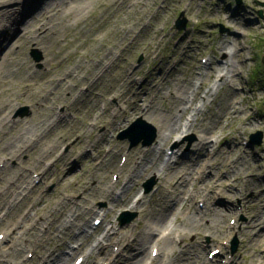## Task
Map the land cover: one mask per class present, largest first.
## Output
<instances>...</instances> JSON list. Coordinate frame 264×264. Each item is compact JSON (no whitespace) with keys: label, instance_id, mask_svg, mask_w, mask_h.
Listing matches in <instances>:
<instances>
[{"label":"rangeland","instance_id":"1","mask_svg":"<svg viewBox=\"0 0 264 264\" xmlns=\"http://www.w3.org/2000/svg\"><path fill=\"white\" fill-rule=\"evenodd\" d=\"M112 2L113 0H90L87 3L88 10L78 21L79 24L59 28L57 36L47 38L49 45L45 42L47 46L45 50L41 44L34 41L23 42L17 30L9 39L12 40L11 47H14L12 52L31 64L33 69L40 71V75L37 74L34 77L36 85L15 100L11 115L17 119H28L36 114L35 93L44 81L42 80L44 72L49 71L50 68L59 70L61 65L67 62L73 65L72 60L75 58L73 56L80 54L83 65L78 70L80 74H83L82 69L87 63L84 60H88V63L93 65L95 61L92 58L100 43L111 45L112 42L121 40L117 51L123 54L125 67L130 68V78L126 81L121 80L123 65L119 57L118 65L113 63L108 65L101 77L96 78L93 73L90 74L83 80L85 84L82 85L79 98L74 102H71L67 96L72 86L60 90L62 100L60 99L59 110L68 112L67 126L60 131V134L67 137L58 152L55 151L58 154L63 152L62 158L57 159L55 155L43 154L46 148L42 146V149H37L30 159L27 154L22 153L18 158L8 161L9 168L19 169L22 166L33 170L31 175H34L35 180L30 184L33 188L30 193V200L33 198L31 215L36 217L62 196H72L71 199L75 202L81 201L85 196L89 203L101 209L100 213L93 214L87 226H84L86 234L91 233L96 225L99 229L93 233L91 239L83 238L81 251L73 254L71 248H75L83 239L71 237L66 239L67 246L58 251L65 256L72 255L69 264L89 263L93 258L94 246L98 242L107 244L104 236L112 231L111 227L117 231L121 228L129 232L139 231L144 224L143 218L139 209L132 207V202L121 204L110 210V203L100 196L88 194V188L90 184L97 181V184L105 185L109 180L118 179L117 172L108 170L109 166L105 165L106 160L98 164L101 159L112 155L117 158L116 161L123 163L129 150L133 148L148 150L162 142L156 119L138 111L130 113L127 107H130V102L134 99L130 98V94L148 92L152 95L156 89L153 85L157 83L158 88H162V92L166 95L171 89L175 90V83L167 81L174 75L177 79L192 78L193 83L200 86L199 93L190 103L192 109L183 119L182 128L177 133L179 137H173L163 146L162 155L157 161L154 172L151 170L135 177L133 202L143 197L144 205L148 206L146 211L152 206L158 207L162 194L167 193V190L163 189L165 184L160 177L161 170L170 164L174 165L173 162L175 163V158L179 155L181 156L179 159L187 163L194 161L192 163L195 169L193 177L189 175V179L183 182L182 191L175 200L181 199L182 202L190 203L192 199L187 200L188 193L184 192L185 187L188 186L192 190L201 186L203 191L213 193L214 204L228 213L225 219L226 225L221 229L227 226L229 228L222 234L223 239L220 244L212 240L213 229L209 231L205 229L195 237V240L204 245L205 258L213 260L215 264H227V262L228 264H257L263 256L261 264H264V236L261 232L264 230V216L258 221L256 228L243 234L239 233V229L249 221L255 211V205L252 202H257L264 208V197L261 195V190L264 189V0H130L126 5L128 9L121 10L110 6ZM180 12H183L186 23L184 27L177 28L176 19ZM231 14H233L232 20L229 18ZM126 24L132 26L130 39L124 37V31L119 28L120 25ZM221 26L224 27L223 31L220 30ZM147 28L151 31L146 32ZM236 38H238V49L242 48L240 53L242 64H239L238 69L229 71L227 64L230 62V51L234 48V43L236 44ZM225 40L227 46L224 49H218L219 41ZM129 41L130 46L125 48ZM137 43L138 45L133 47ZM148 50L152 52L150 58H147ZM33 51L40 54L41 58L37 60ZM71 57L73 58L68 59ZM48 58L53 60L50 62ZM227 60L228 63H225ZM212 68L216 70L210 74L209 70ZM223 73H226L227 79L221 83L219 77ZM60 75L64 76L63 73ZM23 77L22 71H17L11 76L17 84H21ZM133 79L136 81L135 84L132 82ZM90 82L93 84L92 88L87 90L86 86ZM132 85L134 87H131ZM47 88L48 86L43 89ZM126 89L129 92L127 97H124L123 93ZM138 101L143 100L140 98ZM209 103L213 104L216 111L219 109L218 114H221L223 108L232 104L231 112L226 115V119L222 118L223 122L215 125L214 136L211 138L215 140L218 137V152L222 154L220 161L223 165L216 167L212 163L213 154H209L207 159L204 157L199 161L194 160L197 156L194 153L197 152L194 145L197 141V132L191 129L186 130L184 126L193 119H196V122L199 121L202 118V112L204 114L208 112ZM138 117L153 126L154 138L150 143L143 144V137H141L137 144L131 146L130 139H122L119 134ZM109 120L113 122L111 127L108 126ZM205 123L210 125L209 120H205ZM80 124L83 125L82 128ZM257 132H260V136L256 135L251 139V135ZM78 138L84 139L85 143L83 141L76 143ZM257 140L259 142H256ZM85 144L88 146H85L86 150L83 152L81 150ZM100 145L103 149L101 156L97 154ZM121 149L123 152L116 155L113 153V150ZM40 155H42L40 162L45 165L42 169H35L31 162H35ZM92 158L95 162L89 164ZM130 162H134V159ZM175 165L181 164L177 161ZM44 167L46 170L43 171ZM200 170L203 173L202 171L199 173ZM151 179L154 181L152 187L146 191L145 184ZM259 180H262V185L256 186ZM119 181L121 183L124 180L119 178ZM116 190L119 194V190L117 188ZM30 200L21 204L16 214L17 218H20V214L27 206L32 205V203L29 204ZM224 204L232 206L235 212L230 213L232 211L225 208ZM192 206L203 208L201 196L192 201ZM108 210H110L108 215L103 219L104 212ZM123 211L135 213L133 218L124 225L120 224ZM186 212L182 210L179 214L180 218H183ZM179 222L180 219L173 218L170 224L173 228L179 226L182 229ZM222 223L223 221L219 222L218 226ZM251 234L255 237L252 243H248L252 237ZM158 236L159 232L155 231L153 237ZM235 238L236 249L232 250V242ZM191 239L192 235L184 241L189 242ZM10 243V237L6 236L0 228V249H5ZM118 247L114 245L113 251H117ZM212 251H218V253ZM155 253L154 249L152 255ZM32 254L31 249H27L18 257L6 253H2L0 257L6 264H14L23 258L33 263L39 262V260L30 259L33 258ZM260 254L262 255L259 257ZM127 256L128 252H125L123 258ZM253 257L255 260H252ZM104 264H107V261Z\"/></svg>","mask_w":264,"mask_h":264},{"label":"bare ground","instance_id":"2","mask_svg":"<svg viewBox=\"0 0 264 264\" xmlns=\"http://www.w3.org/2000/svg\"><path fill=\"white\" fill-rule=\"evenodd\" d=\"M89 1L0 0V82L2 83L0 88V228L11 239V243L5 249H0V256L2 253H6L18 257L25 250L31 249L33 258L30 259L39 260V262L33 263L29 259L23 258L14 264H69L72 255L68 254V256H65L58 253L62 247L67 246L66 239L71 237L88 240L99 229L98 225H96L91 233H85L84 226H87L93 214H99L101 210L95 204L89 203L85 196L81 201L77 202L71 199L72 196H62L59 200L53 201L51 206L43 212L33 217L30 212L33 208V198L30 200V193L33 188H31L30 184L35 180L34 175H31L33 170L22 166L19 169L9 168L8 165L9 160L18 158L22 153L27 154L30 159V156L35 154L37 149L41 150L42 146L46 148L43 154L55 155L57 159L63 157V152L55 153V151L58 152L59 147L67 137L60 134V131L68 123V112L59 110L60 90L62 91L64 88L72 86V90L67 93V96L71 102L76 101L80 96L82 85L85 84L83 80L92 73L96 78L101 77L108 65L112 63L118 65L119 57H121L123 65L120 79L126 81L130 78V68L125 67L124 56L117 51L121 45V40H116L111 45L100 43L92 58L95 61L93 65L88 63V60H84L87 63L82 69L83 74H80L78 70L83 65L80 54L73 56L75 57L72 60L74 62L73 65H70L71 62H67L61 65L59 70L55 71L50 68L49 71L43 73L44 78L42 80L44 81L41 82L40 89L35 93L36 114L34 116L28 119H17L11 115V111L15 107V100L32 89L36 85L35 75H40V71L33 69L31 64L26 63L25 60L17 57L15 52H12L14 47H11L10 42L12 40L9 39L13 32L19 31L23 42L34 41L41 44L45 50L47 49L45 42L49 45L47 38L57 36L59 28L79 24L78 21L84 17L85 11L88 10L89 4L87 5V3ZM129 1L113 0L110 6L118 7L120 10L128 9L126 5ZM229 18L232 20L233 14H231V17L229 15ZM119 28L124 31V37L130 39V33L133 31L132 26L126 24L120 25ZM150 28L145 29V31H151ZM236 39H234L236 44L234 43V48L230 51V62L228 63V60L225 62L228 63L227 68H229V71L238 69L239 64H242L240 54L242 48L238 49V38ZM137 45L138 43L133 47ZM128 46H130V41L125 48ZM225 46H227L226 40L219 41L217 48L224 49ZM151 53V50H148L147 58L151 57ZM49 60L51 62L53 58ZM162 70L163 68L160 69L159 74H161ZM215 70V68H212L209 73L212 74ZM17 71H22L24 75L21 84L15 83L11 78ZM61 73L64 76L60 75ZM219 78L221 83L225 82L227 79L226 73L221 74ZM167 81L175 83V90L171 89L165 95L162 92V88H158L156 83L153 85L156 89L152 95L148 92L138 94L133 92L136 93L134 95L131 93L130 98L133 97L134 99L130 102V107L126 106L130 113L138 111L156 119L160 128L162 142L157 143V145L150 147L148 150L139 148L129 150L123 163L116 161L117 158L112 155L109 158L101 159L98 164L102 160H106L105 165L109 166L108 170L117 172L118 179L115 181L109 180L105 185L97 184V181L94 184H90L87 192L91 196L95 194L106 199L111 205L110 210L121 204L132 202V207L139 209L140 215L142 214L143 227L139 231L131 230L130 232L125 228L117 231L114 227H111L112 231L104 236L107 244L103 245L98 242L93 248V258L87 264H104L105 261H107V264H215L213 260L205 258L203 255L204 245L195 240V237L205 229L208 231L213 229L212 240L220 244L223 239L221 237L222 234L225 233L224 231H228L229 228L227 226L221 229L222 226L226 225L225 219L228 213L223 208L215 205L214 194L209 191H203L201 186H197L192 190L187 186L184 192L188 193L187 200L192 199L193 202L197 197L201 196L203 208L193 207L192 201L186 203L182 202L181 199L175 200L179 196V192L182 191L183 182L189 179V175L193 177V170L195 169L192 163L194 161L187 163V161L179 159L181 158L179 155L175 158V163L178 161L181 165L176 166L173 162L174 165L170 164L166 167L167 169L161 170L160 177L165 184L163 189L167 190V193L162 194L158 207L152 206L146 211L148 206L144 205L143 197L133 202L135 177L151 170L154 172L157 168V161L162 155L163 146L171 141L173 137H179L177 133L182 128L183 119L187 112L192 109L190 103L194 101L199 93L200 86H196L192 78L177 79L174 75L173 78ZM132 82L135 84L136 81ZM92 85L91 82L88 83L86 86L87 90L92 88ZM47 86L46 90L43 89ZM131 87L134 86L132 85ZM179 91L180 93H178ZM128 92L129 90L126 89L123 96L127 97ZM140 98L143 100L142 102L138 101ZM231 106L232 104L226 106L221 114H218L217 111L219 109L216 111L213 104L209 103L207 113L204 114L202 112L201 114L199 112L202 115L199 121L196 122V119H193L184 125L186 130L191 129L197 132V141L194 144L197 149V152H194L195 155L197 154L195 161L204 159V157L207 159L209 154H213V160L212 158L210 159L213 166L223 165L222 161H220L222 154L218 152V137L215 140L211 138L214 136L215 125L222 123V118L226 119V115L231 112ZM205 120L210 121L209 126L205 123ZM108 123V126L111 127L110 125L113 122L109 120ZM80 126L81 128L83 127L82 124ZM98 137L100 138V135ZM80 140L78 138L76 143H81L82 141L85 143L84 139ZM102 141L104 142V140ZM85 146L88 145L85 144L81 151L84 152L86 150ZM100 149H102V145L97 150L99 151L97 153L99 156H101L100 153L103 151V149ZM120 152H123V149L120 151L113 150L115 155ZM42 155L38 156L35 162H31L35 169H42L45 165L40 162ZM132 159H134V162H130ZM94 162L95 159L92 158L88 163L93 164ZM44 170H46L45 167L43 168ZM169 170L172 171L170 172ZM119 178L124 181L120 183ZM151 181L153 180H149L145 187ZM261 185L262 180H259L256 186ZM116 188L119 190V194ZM261 195L264 197V189L261 190ZM170 196L174 197L169 198ZM27 200H30L29 204L32 203V205L27 206L20 214V218H17L16 214L19 212L21 204ZM252 204L255 205V211L249 221L239 229L240 234L256 228L259 224L258 221L264 216L263 205L257 204V202H252ZM224 207L229 208V211H232L230 213L235 212L233 207L228 204H224ZM110 210L104 212L103 219ZM182 210L187 212L183 214V218H180L179 214ZM173 218L180 219L179 225L182 229L179 226L174 228L171 226L170 222ZM221 221L223 223L218 226ZM155 231L159 232L157 238L153 237ZM261 232H263L262 236H264V230ZM191 235V241L185 242L184 240ZM254 237L255 235H252L248 243H252ZM83 242L84 239L80 240L75 248H71L73 254L82 250ZM114 245L119 246L117 251H113L115 250ZM1 248L3 247L1 246ZM154 249L156 253L152 255ZM125 252H128V256L123 258ZM254 257L252 260H255ZM262 260L263 256L260 257L257 264H261ZM0 264H6L1 257Z\"/></svg>","mask_w":264,"mask_h":264},{"label":"water","instance_id":"3","mask_svg":"<svg viewBox=\"0 0 264 264\" xmlns=\"http://www.w3.org/2000/svg\"><path fill=\"white\" fill-rule=\"evenodd\" d=\"M185 23H186V18L183 15V12H180L178 18L176 19V26L177 28H182L185 26ZM220 30L223 31L224 27L221 26ZM33 54L37 60L41 58L40 54H37L35 51H33ZM256 135L260 136V132H257L256 134H252L251 139H253ZM119 137L122 139L125 138L130 139L131 146L137 144L139 139H141V137H143L142 143L148 144L154 138V128L150 123L138 117L120 132ZM256 142H259V140H257ZM152 184L153 181L149 182V184L146 185L145 190L148 191L149 189H151ZM134 215H135L134 212L129 213L128 211H123L120 216V223L121 224L128 223L133 218ZM236 244H237V240L235 238L233 239L232 242V250L236 249Z\"/></svg>","mask_w":264,"mask_h":264}]
</instances>
